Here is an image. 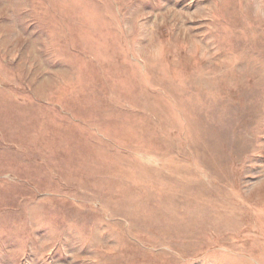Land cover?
I'll return each mask as SVG.
<instances>
[{
	"label": "rangeland",
	"instance_id": "rangeland-1",
	"mask_svg": "<svg viewBox=\"0 0 264 264\" xmlns=\"http://www.w3.org/2000/svg\"><path fill=\"white\" fill-rule=\"evenodd\" d=\"M0 264H264V0H0Z\"/></svg>",
	"mask_w": 264,
	"mask_h": 264
}]
</instances>
